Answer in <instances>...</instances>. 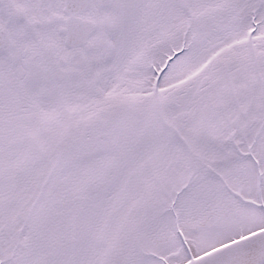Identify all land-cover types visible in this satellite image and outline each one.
<instances>
[{"label": "snow or ice", "instance_id": "snow-or-ice-1", "mask_svg": "<svg viewBox=\"0 0 264 264\" xmlns=\"http://www.w3.org/2000/svg\"><path fill=\"white\" fill-rule=\"evenodd\" d=\"M0 264H264V0H0Z\"/></svg>", "mask_w": 264, "mask_h": 264}]
</instances>
